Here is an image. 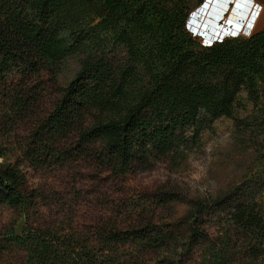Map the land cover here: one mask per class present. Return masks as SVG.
Instances as JSON below:
<instances>
[{
    "label": "trees",
    "instance_id": "obj_1",
    "mask_svg": "<svg viewBox=\"0 0 264 264\" xmlns=\"http://www.w3.org/2000/svg\"><path fill=\"white\" fill-rule=\"evenodd\" d=\"M121 3L130 6V0H0V154L8 137L22 132L16 137L18 160H0V194L26 217L19 234L5 237L8 243L0 239V256L13 251L17 257L12 264H117L118 250L123 252V263L144 264L146 253L167 245L178 231L186 235V249L207 238L197 218L182 216L165 224L148 215L143 203V209L137 208V200L146 204L161 200L162 189L135 200L123 184L150 164L149 157L174 152L172 135L193 121L198 106L192 101L195 94H184L196 75H184L182 67L225 64L232 74L231 87L245 74L261 77L264 25L246 37L212 41L206 55L192 56L180 44L183 39L174 35L159 53L164 67L151 73L155 84L149 88L103 85L97 76L102 73L101 57L92 51L67 82L57 89L49 85L44 73L54 74V63L79 47L67 41L68 35L81 34L94 19L92 25L100 33L111 26V16ZM145 14L147 22L146 16L154 14L161 30L174 28L190 38L183 27L185 8L160 4L152 11L145 9ZM93 106L100 117L94 123L89 120ZM223 111L216 105L214 114ZM102 113L107 117L103 119ZM59 169L66 175L71 200L65 209L68 259L66 252L63 259L55 254L52 224L28 221L30 200L45 202L57 193L36 187L24 191L30 177L26 170ZM108 183L122 187V198L114 188H106ZM81 208L90 212L88 223L73 224Z\"/></svg>",
    "mask_w": 264,
    "mask_h": 264
},
{
    "label": "rangeland",
    "instance_id": "obj_2",
    "mask_svg": "<svg viewBox=\"0 0 264 264\" xmlns=\"http://www.w3.org/2000/svg\"><path fill=\"white\" fill-rule=\"evenodd\" d=\"M222 1L208 0L203 7L193 11L189 26L185 19L202 0H130L127 8L121 3L111 16V26L100 33L95 32L94 19L81 34L68 35L67 41L79 47L55 62L54 74L46 72L44 79L57 89L59 84L75 75L92 51L101 57L102 73L97 76L103 85L149 88L155 82L151 73L164 67V59L159 53L174 35L183 39L180 44L192 56L196 53L206 55L211 50L208 46L214 41L208 38L238 27L226 17H223L225 28L224 25L220 29L213 27L219 23L216 20L223 13L222 8L215 12ZM160 4L186 9L183 27L191 39L174 28L170 32L161 30L154 14L146 16L148 22L144 19L145 9L152 11ZM140 5L143 9H139ZM263 25L264 18L261 17L254 21L252 29L238 27L236 34L225 32L220 40L224 37H246ZM193 35L196 38L193 39ZM157 53L159 57L154 56ZM261 64V77L245 74L233 87L230 67L225 64L204 66L193 63L182 67L184 75H196L189 83L186 82L189 90L184 94L187 97L195 94L192 101L198 106L194 119L172 135L176 143L174 152L165 157H149L150 164L143 166L133 179H127L123 187L135 200L140 199L143 193L162 189L164 195L161 200L146 204L140 199L137 200V208L144 207L148 215L151 213L153 219L162 220L165 224L182 216L197 218L204 226L207 238L198 240L189 250L186 249V235L178 231L167 245L146 253L144 264H175L176 259L180 260L177 264H264V62ZM12 72L16 78L14 68ZM158 80L157 77V83H161ZM1 105L0 99V108ZM216 105L224 109L218 116L214 114ZM101 115L103 119L107 117L105 113ZM97 118H100L98 110L93 106L89 120L94 123ZM21 134L7 138V147L0 154V160H18L20 140L16 137ZM26 173L30 177L26 178L25 192L36 187L58 195L45 202L40 198L30 200L28 221L52 224L57 236L51 239L55 254L63 259L66 252L64 259H68V217L65 209L71 200L65 185L66 175L61 169L51 172L26 170ZM107 186L114 188L115 195L122 198V187L120 189L116 183H108ZM6 201L7 198L0 194V239L8 243L5 237L12 239L19 234L26 217ZM141 203L144 206L140 207ZM87 213L90 212L84 208L78 210L73 224H87ZM115 254L119 261L117 264H126L122 262V251ZM14 260L17 261V257L13 251L0 256V264H12Z\"/></svg>",
    "mask_w": 264,
    "mask_h": 264
},
{
    "label": "crops",
    "instance_id": "obj_3",
    "mask_svg": "<svg viewBox=\"0 0 264 264\" xmlns=\"http://www.w3.org/2000/svg\"><path fill=\"white\" fill-rule=\"evenodd\" d=\"M217 1H219V0H217ZM255 1L261 4V9L257 13L256 19H255L253 14H250L249 17H252V20L250 21L249 18H247V17H248V14L252 8V4ZM220 6L217 7V10H215V12L216 11L218 12L219 9L222 8L223 13L221 15V18L224 19L226 17L227 20H229L231 23L237 25L241 29L249 28L250 25H252V26L254 25V21L259 20L261 17L264 18V0H246V1L245 0H223ZM249 8H250V10H249ZM252 11L254 12L255 10L252 9ZM227 13H228V15H227ZM238 19H240V20L244 19V22H242V24H238L237 23ZM218 22H219V20H218ZM252 26H251V28H252Z\"/></svg>",
    "mask_w": 264,
    "mask_h": 264
},
{
    "label": "water",
    "instance_id": "obj_4",
    "mask_svg": "<svg viewBox=\"0 0 264 264\" xmlns=\"http://www.w3.org/2000/svg\"><path fill=\"white\" fill-rule=\"evenodd\" d=\"M208 0H202V2H200V4L195 8V9H193L190 13H188V15H187V17H186V19H185V24H187V26H189L190 24H191V22H192V17L194 16L193 14H194V12L193 11H195V10H197L198 8H200V7H203V4L205 3V2H207ZM250 14H253V15H255L256 14V12L254 11H252V8H251V10H250V12H249V14H248V17L247 18H249V20L251 21L252 20V17H249L250 16ZM213 18V17H212ZM215 18V17H214ZM218 20H220L219 21V23L217 24V25H213V27L214 28H217V29H220L221 28V26L222 25H224L223 23H224V21H223V19L221 18V17H218L217 18V20L216 21H218ZM240 19H238V24H240L244 19H242V20H240ZM226 26H228V24L226 25ZM251 26V25H250ZM224 28H225V25L223 26ZM202 28H204V27H202ZM237 29H238V27L237 28H234V29H232V30H224V32L223 33H220L219 32V34L216 36V34H215V36L214 37H222L223 36V34L225 33V32H228V33H230V34H235L236 32H237ZM218 33V32H217Z\"/></svg>",
    "mask_w": 264,
    "mask_h": 264
},
{
    "label": "built area",
    "instance_id": "obj_5",
    "mask_svg": "<svg viewBox=\"0 0 264 264\" xmlns=\"http://www.w3.org/2000/svg\"><path fill=\"white\" fill-rule=\"evenodd\" d=\"M252 9H254L255 12H256V14L254 15V17H255V19H256L257 13H258V12L260 11V9H261V4L255 1V2L252 4ZM251 26H252V25H251ZM251 26L249 27V29H252ZM249 31H250V30H249ZM231 35H233V34H231ZM220 38H221V37H218L217 40H220Z\"/></svg>",
    "mask_w": 264,
    "mask_h": 264
},
{
    "label": "clouds",
    "instance_id": "obj_6",
    "mask_svg": "<svg viewBox=\"0 0 264 264\" xmlns=\"http://www.w3.org/2000/svg\"><path fill=\"white\" fill-rule=\"evenodd\" d=\"M237 31H238V30H237ZM191 33H192V32H191ZM236 33H237V32H236ZM236 33H235V34H236ZM192 34H196V33H192ZM229 34H230V33H229ZM197 35H198V34H197ZM233 35H234V34H233ZM199 36H200V35H199ZM213 37H214V36H213ZM216 38H218V37H216ZM208 39H210V40H211V39H212V37H211V38H208Z\"/></svg>",
    "mask_w": 264,
    "mask_h": 264
},
{
    "label": "bare ground",
    "instance_id": "obj_7",
    "mask_svg": "<svg viewBox=\"0 0 264 264\" xmlns=\"http://www.w3.org/2000/svg\"><path fill=\"white\" fill-rule=\"evenodd\" d=\"M246 1V0H245ZM249 10H250V8H249ZM220 21V20H219ZM242 22H244V20L242 21ZM242 22L240 23V24H242Z\"/></svg>",
    "mask_w": 264,
    "mask_h": 264
}]
</instances>
